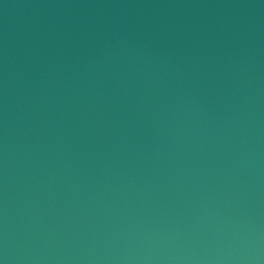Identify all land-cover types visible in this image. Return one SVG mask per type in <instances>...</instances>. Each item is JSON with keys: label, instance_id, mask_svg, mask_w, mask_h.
<instances>
[{"label": "water", "instance_id": "obj_1", "mask_svg": "<svg viewBox=\"0 0 264 264\" xmlns=\"http://www.w3.org/2000/svg\"><path fill=\"white\" fill-rule=\"evenodd\" d=\"M0 264H264V0H0Z\"/></svg>", "mask_w": 264, "mask_h": 264}]
</instances>
